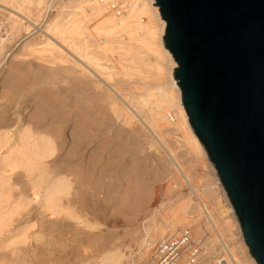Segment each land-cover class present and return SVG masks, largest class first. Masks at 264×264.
Masks as SVG:
<instances>
[{
	"label": "rangeland",
	"instance_id": "obj_1",
	"mask_svg": "<svg viewBox=\"0 0 264 264\" xmlns=\"http://www.w3.org/2000/svg\"><path fill=\"white\" fill-rule=\"evenodd\" d=\"M46 1L51 2L45 0L44 7ZM54 2V6L47 10L45 17H42V13L38 16L39 10L33 3L25 11H18L8 4H0V18L5 19L9 25L11 24L13 36V42L10 43V48L5 52L3 51V55L1 54L0 62L3 59L7 60L15 56V60H12L13 64L18 65L21 63L19 67L24 66V64L26 67L22 68L28 67L25 70L21 68V74L24 77H21L19 89L16 93L12 92L6 83L2 94H0V113L2 111L0 114V116L2 115L0 117V264H143L144 261L146 262V259L141 260V256L143 255L144 258L146 254L143 242L146 238L144 230L146 224L161 219L163 209L160 206L163 203L175 205L188 199H190L188 205L191 206L190 214L184 219L186 225L182 226L185 227L179 229L189 228L194 234L201 232V235H206L210 230L209 233H211L212 238L210 237L209 241L212 242V245L214 243V248L211 247V250L214 249L218 253L220 239L217 233L211 230L213 228L207 222V214L203 213L204 209L202 211L195 193L193 194L190 186L184 183L177 172V174L173 172L174 165L169 161L171 159L169 152L165 153L158 142L154 141L155 136L145 129L144 135L142 134L143 139L153 140L152 142L158 146V149L155 146L156 148L149 151L147 145L138 148L132 145L133 150L131 151V148L128 147V145H131V140H128L127 132L120 130V127L123 126L122 120L116 119L114 116V119H112V111L108 103L103 99H99L96 95L113 90L115 91L113 95L115 97L118 95L116 100H119V106L124 107L122 106L123 96L134 94L135 97L137 93L141 94L146 89L145 84H148L152 89L158 87L160 91L171 94L169 64L166 65V60H163L162 64L160 61L162 69L156 70L154 64L156 57L150 53L148 59L151 61L152 71L149 70L145 74L148 78L143 80L144 82L140 83L137 77L134 78L139 80H136V82L129 78V81L126 80L121 75L122 73L120 74L121 71L119 70L121 69L119 67L118 76L121 75L124 78L115 76L113 83L107 81L105 75L115 73L113 70H109L110 67L119 66L113 61L112 56L111 59L110 56H107L105 60H102L103 70H94L85 62L84 57L77 52L79 50L75 49L71 41H65L61 35L46 29V26L53 20L60 19L67 15L69 11H72V8L63 9V16L58 17L61 9L66 6L67 0H54ZM10 16L15 18L17 23L22 24L17 32L14 30L12 21L9 22ZM150 18L156 22L155 17ZM155 22L154 24L152 22L153 27L157 26ZM72 38L81 41L85 39L89 46H97L94 37L89 36L87 32L82 33L79 37ZM156 39L158 42V38ZM136 44L137 42H134V45ZM113 45L118 47V41L116 40ZM136 46H139V43ZM40 47L44 48L46 52L28 54L27 49ZM115 51L117 52V50ZM38 73L43 74L44 77L47 75L46 78L51 80L48 81L42 78L43 75L40 74L39 77ZM52 75H54L53 78H49ZM38 77L40 78L39 81ZM41 78L44 79L42 81L47 80L46 83L42 82ZM116 79L119 82H116ZM131 83L133 85L139 83L137 85L138 90L141 89L142 91L132 93L134 87H130ZM140 86L141 88H139ZM119 87L124 90L118 89ZM126 87L131 88L129 89L131 93H129L130 91L126 93ZM136 87L134 91L137 90ZM94 94L95 96H93ZM90 98L96 99L92 100ZM120 99L123 100L120 102ZM92 103L94 108H102L94 109ZM85 104L89 106L90 113L94 115V117L87 119V125H91V134L95 137L94 145L91 147L96 148L103 141L105 142L104 147L109 148L100 152L103 153L102 164H97L95 169L88 163L87 158L90 155H81L80 151L74 150L75 155H73L74 153L71 155L76 157L80 155L82 158L79 156L78 158H69L71 161L68 159V162L67 159L65 160L69 138L71 132H73V123L78 120L80 114L82 117L84 116L82 109H84ZM53 105L57 107L56 110L54 106L55 112L53 111ZM171 105L172 103L166 104L164 110L175 112L176 108H170ZM24 107H28L27 109L30 112L26 115L19 114ZM4 108H6V111ZM48 110L53 112L51 113ZM77 113L80 114L77 116ZM59 114L60 116L69 117H67L68 122L66 123L68 125L65 127L62 124L60 126ZM38 117L43 119L41 120ZM29 118L31 121L32 119L33 121L38 119L35 122L37 123L36 126L33 121V123L30 122ZM136 123L138 124V122H135V127ZM110 124L111 127H108ZM115 127L122 132L117 137L113 134V131H118L115 130L117 129ZM137 127L141 128V125L138 124ZM166 132L168 133L165 134ZM188 136L182 125H179V128L177 125L169 127L164 132V139L174 149L178 160H180L179 163L184 166L183 169H186V172L188 171L189 176L191 175L192 184L198 188L199 194L203 195L204 203L208 204V210L216 218L214 222L217 224L216 228L225 240L224 242L228 244L230 249L233 248L234 254H239L237 257L242 261L241 264H253V261L249 259L251 255L245 252L246 250L240 244L236 223L231 218H223L224 216L220 215L219 202H223V199L219 193L220 191L213 189V184L216 182L214 174L217 175L216 169L214 168V172L210 168L208 163L210 160L205 161L200 154L193 151L189 152L190 147L186 141ZM60 141L61 143L66 142L67 145L63 146ZM125 142L129 144L126 145ZM58 144L62 146L59 147ZM114 146L119 147L121 150L119 151L117 148V151H115L116 147ZM120 146L126 149H122ZM145 147L148 149L147 151ZM24 151H27L31 156L33 153L35 156L36 153L30 164L25 163ZM137 154H139V158ZM132 156L138 158V160L136 158L135 160ZM118 159L119 163L117 165ZM108 160L109 162L112 161L111 164H107ZM166 161H169L170 168H167L169 165ZM86 162L88 167L90 165L87 168L89 172L84 169ZM73 166L79 168L80 171L71 168ZM163 166L167 169H163ZM160 169H163L162 172ZM84 171L87 174H83ZM96 171L99 175L96 174ZM89 173H92V176ZM103 173L105 174L103 175ZM110 173L113 174L110 176ZM174 174L181 179L178 176L177 179L180 180L174 179ZM105 175H107V178ZM113 175H116V177L114 178ZM174 180L179 183L183 182L179 185ZM113 183L114 185L118 184L117 189H115L116 187L113 188ZM136 183H139L140 187L146 190L145 195L137 197L127 195L131 188L137 186ZM216 196L221 199L219 198V201H216ZM139 197H142V199L137 202ZM133 205L138 210L133 211ZM198 224L203 228L200 232L194 229V225ZM152 247L150 248L152 249ZM217 253L214 255L215 258ZM148 254H151V250L150 253L147 251ZM214 256L212 259H214ZM202 261L203 259L199 264H203L204 261Z\"/></svg>",
	"mask_w": 264,
	"mask_h": 264
},
{
	"label": "water",
	"instance_id": "obj_2",
	"mask_svg": "<svg viewBox=\"0 0 264 264\" xmlns=\"http://www.w3.org/2000/svg\"><path fill=\"white\" fill-rule=\"evenodd\" d=\"M192 130L264 264V0H155Z\"/></svg>",
	"mask_w": 264,
	"mask_h": 264
},
{
	"label": "bare ground",
	"instance_id": "obj_3",
	"mask_svg": "<svg viewBox=\"0 0 264 264\" xmlns=\"http://www.w3.org/2000/svg\"><path fill=\"white\" fill-rule=\"evenodd\" d=\"M50 1H51L50 3L46 1L45 7L43 6L45 3V0H34V1L33 0H0V4H3V3L6 5L8 4L11 8L17 9L18 11H25L33 3L35 6H37V8L39 10L38 16L42 13L43 14L42 17H45L47 10L51 9L55 3L54 0H50ZM110 4H120L124 8V14L120 17L113 14V12L109 9ZM153 4H156L155 0H67L66 6H64L61 9L60 13L58 14V17L63 16V14H64L63 9L72 8V11H69V13H67V15L63 16L60 19L53 20L50 24H48L46 26V29L50 30L51 32H53L55 34L61 35L65 41H71V43L74 44L75 49L79 50L77 52L84 57L85 62L88 65H90V67H92V69H94V70H103L104 67L101 66L102 60H105L107 56H110V59H111V56H112L113 61H115L119 66L110 67V69L108 68L109 70H113V72H115V73L110 74V75H105V79L107 81H110V82H112L115 79V76H118L119 71H121L120 74L122 73L121 75L124 76L126 80L129 78V79H133L136 82V80L139 79L140 83L143 80H146L148 77L145 74L148 73L149 70L152 71L151 61L148 59V55H150V53L155 55V57H156L157 61L155 60V63H154L156 70H158V69L160 70V68L162 69L161 64H162L163 60L167 61L166 65L169 64L168 67H170L168 72L171 76V79H170V82H171L170 84H171V88H172L171 94L170 93L167 94V93H164V91H160V89L158 87L152 89L149 87L148 84H145L146 89H144L143 91L141 89H139L142 91V92L140 91L141 94L137 93L138 95L136 94L135 97L133 96L134 94L132 96H131V94H128L130 96H125V97L123 96L124 101H122L123 99L122 100L120 99V102L121 101L123 102L122 106H124V107L119 106V104H118L119 100L118 101L116 100L118 95L115 97L113 95V92H115V91H113V90H108L106 93H99L96 95L99 99H103L104 101H106L108 103L109 108L112 111V119H114L113 118V116H114L116 119L122 120L123 126L120 127L121 128L120 130L122 132H127L128 140L129 139L131 140V142H130L131 145H128L129 143L127 144L126 142L124 144L128 145L129 149L131 148V151L133 150L132 145H134V147H136V148L143 147L144 145H147L146 147L149 149V151L153 148H156L155 146H157V145H155V143L152 142L153 140L149 141V139L148 140L143 139V135L145 133L144 131L146 130L148 133L155 136L157 141H156V139L154 141L158 142L160 148H162L165 153L167 151L169 152V154L171 155V159H169V161L173 163L172 165H174L173 166L174 167L173 172H175V174L178 173V175L183 179L184 183L187 186H190L193 194L195 193V195L199 201V204L202 208V211L204 209L203 213L205 212L207 214V217H208L207 222L210 225V227L213 228L211 230H214L217 233L218 238L220 239L221 234H220L219 230H217V228H216L217 224H215V222H214V219H216V218L213 215H211V213H210L211 211L208 210V208H207V207H209V206H207L208 204L204 203L203 195L202 194L200 195L198 192V188L192 184L191 177H190L191 175L189 176L188 171L186 172V169L185 170L183 169L184 166H181V164L179 163L180 160H178V157H177L176 153L174 152V149L172 147H170L169 142H167L164 139V132L167 131V129H169V127H172V126L175 127L177 125V127L179 128V125H182L184 130L189 135L188 139L186 138V141L188 142L187 145L189 144L188 146L191 149L190 150L188 148L189 152L193 151L194 153H198L201 156H203V158H204L203 160L209 161L208 155H207L204 147L202 146L199 139L197 138V136L195 135L194 131L191 128V125L188 121V116L186 114L185 108L180 102L181 101V91H180V89H178V86H176L177 80H175L173 78V71L177 67V63L175 62V60L172 57V54L169 52V50L165 48V46L163 44V40H162V38L165 34L166 22L163 19H161L159 7L156 5H153ZM61 12H63V13L61 14ZM152 16L155 17L156 22H155V20H152L150 18ZM10 21H12L11 23L13 24V26L15 28L14 30L17 32L19 30V28H21L20 26L22 24L17 23L15 18H13L11 16H10L9 22ZM152 22H153V24L155 22L157 26L153 27ZM84 32H87V34H89V36L94 37V40H95L97 46H95V47L89 46L86 43L85 39H83L81 41V40H75L72 38V37H79ZM156 38H158V42L156 41L157 40ZM116 40L118 41V44H119L118 47L113 45ZM134 42H137V44L139 43V46H136L137 44L134 45ZM5 50L7 51L8 49H6V48L0 49V56L3 55L2 53H3V51L5 52ZM115 50H117V52ZM27 51H28V54H30V55H31V53L32 54H34V53L35 54H41V53L46 52V50L42 47L37 48V49H27ZM96 51H98V52H96ZM13 58H11V59L8 58L7 60L3 59V61L0 62V94H2L3 88L6 86L5 85L6 83H7V85H9V89L12 92L16 93V91L19 89V84H20V81L22 79L21 77H24L21 74V72H22L21 68L26 67L25 64H24V66L22 65V67H19V65L21 63H19L18 65L13 64L12 60H15L16 57L13 56ZM160 61H161V64H160ZM118 67L121 70L118 71ZM27 68H22V69L25 70ZM24 70H23V74L25 73ZM151 71H150V73H151ZM39 74L43 75L41 73H38L37 75L39 77H40ZM121 75H119V76H121ZM46 76L44 77V75H43L41 77L50 81L51 79L49 80L48 78H46ZM53 76L54 75H52V77L49 76V78H53ZM124 77H122V78H124ZM135 77H137V79H134ZM42 78H41V81L44 80ZM129 79H128V81H129ZM39 80H40V78L38 79V81ZM47 80H45V81H47ZM118 80H119V78H118ZM118 80L116 82H119ZM139 80H137V81H139ZM45 81H42V82H45ZM61 81H62V79H61ZM137 85L132 84L130 87L132 88V86H133L135 88ZM130 87H129V89H131ZM134 88H133L132 93H134V92L136 93L139 91L138 86L136 87L137 88L136 91H134L135 90ZM139 88H141V86ZM112 89H114V88H112ZM115 89H116V87H115ZM118 89L124 90V89H122V87H119ZM118 89H117V91H118ZM125 89H127L126 93H128V91H130L129 93H131V90H129L128 87H126ZM121 90H119V92L123 93V91H121ZM17 94H18V92H17ZM119 95H120V93H119ZM93 96H95V94ZM36 98H38V97H36ZM41 98L43 99L44 97H41ZM90 99H92V98H90ZM93 99H96V98H93ZM92 100H91V102H92ZM88 101H89V98H88ZM44 102H42V103H44ZM173 102H174V104H173ZM100 103L102 104V102H100ZM169 103H172L170 108H176L175 112L164 110L165 105L169 104ZM86 105L87 104H85L84 109H82L84 116L82 117L80 114L82 111L79 113L80 115L77 113V116L79 115L80 116L79 118H81V117L82 118L80 120L78 118V120L74 121V123H73L74 124L73 125V132H71L72 134L69 138L68 152H67V154H65L66 155L65 160L67 159L66 161L68 162L69 158L76 157V156H73V155H75L74 150L80 151L81 155H83V154H89L90 155V157L88 156L89 158H87L88 163H90V165H92L91 167L93 169H95V166L97 164H100V163L102 164L101 161L103 159L102 158L103 153L101 154L100 152H103L102 151L103 149H109V148L104 147L105 142H103V141L101 142L100 145H98V147H96V148L91 147L94 145V142H95L94 138L95 137L91 134V130H90L91 125L90 124L87 125V119L94 117V115L92 113H90V111L88 109L89 106H86ZM93 105L94 104L92 103V107L94 108ZM104 105H106V104L104 103ZM54 106L55 105H53V111L55 110ZM56 106H57V104H56ZM56 106H55V108L57 110ZM60 106L62 107V105H60ZM104 107H106V106H104ZM27 108L24 107L22 109V112H20L19 114H21V115L28 114V112H30V110H28ZM101 108H94V109H101ZM5 109L6 108H4V110ZM58 109H59V107H58ZM80 110H81V108H80ZM53 111L51 110L49 112L52 113ZM36 112H38V111H36ZM1 113H2V111H1ZM83 113H82V115H83ZM4 114H7V113H4ZM45 116L47 117L46 114H45ZM45 116H42V117H45ZM48 116H49V114H48ZM59 116H60V114H59ZM67 117H64V115H62L58 118L59 122H60V126L63 125L65 127L66 125H68V124H66L68 122ZM33 118H35V117L33 116ZM39 119H41V118H39ZM29 120H30V118H29ZM32 121H33V119H32ZM32 121L30 120V122H32ZM36 121H38V119ZM36 121H33L34 125L37 124V123H35ZM114 122H115V120H114ZM135 122H138V124L141 125V128L137 127L138 126L137 123H136V127H135ZM38 124H40V123H38ZM49 126H50V124H49ZM108 127H111V124ZM117 127H115V128H117ZM115 130H118V128ZM122 132H120L119 130L116 132L113 131V134H115V137H117V135L118 136L121 135L120 133H122ZM167 133L168 132H166L165 134H167ZM115 139H118V138H115ZM125 139H127V137H125ZM124 140H119V141H124ZM125 141H127V140H125ZM115 142H116V140H115ZM60 143H61V141H60ZM65 143L66 142L61 143V144H63V146H65V145H67V143L66 144ZM116 143H115V145H116ZM170 143L173 144L172 142H170ZM124 144H122V145H124ZM60 145H59V147H60ZM114 147H116V146H114ZM120 147H122V149L125 148L123 146H120ZM128 147H127V149H128ZM146 147H145V149L147 151L148 149ZM91 148H92V150H91ZM117 148L119 149V151L121 150L119 147H116L115 151H117ZM156 149H158V146ZM115 151H113V152H115ZM124 152H126V154H127L126 150ZM120 153H122V152H120ZM177 153H178V151H177ZM71 154H73V155H71ZM139 154H137L138 158H139ZM121 155H120V157H121ZM33 156H34V153L31 156V154H29L27 151H24L25 163L30 164V161H31ZM35 156H36V153H35ZM116 156H115L116 159H117V157L119 158V156H117V157ZM124 156H125V153H124ZM133 156H135V155H133ZM78 157H76V158H78ZM133 158L135 159L136 157H133ZM138 158H136V159L138 160ZM169 161H166V163L168 162V165H169ZM111 162L112 161L109 162V160H108L107 164H111ZM78 163L80 165L79 161H78ZM118 163H119V159H118V162L116 164L118 165ZM208 163L210 164L209 165L210 168L215 172V169H214L215 167L213 166V164L210 161ZM86 164H87V162L85 163V165ZM90 165H89V167H90ZM168 165L166 164V166H168ZM74 166L71 168H74ZM82 166H84V165L82 164ZM103 166H105V165L103 164ZM89 167H88V165H86V166H84V169H86V171L89 172V170L87 169ZM108 167H109V165H108ZM167 168H170V165ZM167 168H164V166H163V169H167ZM74 169H78V171H80L79 168L75 167ZM175 169H176V171H175ZM162 170H161V172H162ZM171 170H172V168H171ZM86 171H84L83 174H85ZM92 171H90V172H92ZM166 171H168V170H166ZM166 171H165V173H166ZM92 173H89V175H91ZM115 173H117V172L115 171ZM169 173H170V170H169ZM171 173H172V171H171ZM96 174H98L97 171H96ZM104 174L105 173H103V175ZM112 174L110 173V176ZM126 174H128V173H126ZM157 174H158V172H157ZM214 174L216 176V179H215L216 182H215V184H213V189H218L220 191L219 193L223 199V202H219V207H220L219 211H221L220 215L224 216L223 218H227V219L231 218L233 220V222L236 223L238 234H239L238 236H240V242H241L240 244H242V247H244V249L246 250V251L245 250L244 251L247 252L248 254H250L249 249H248V247L244 241L242 231L240 228V224H239L238 219L235 215V212L231 206V203H230L229 198L225 192V189H224L219 177L216 175V173H214ZM100 175H101V173H100ZM105 176L107 178V175H105ZM118 176H119V174H118ZM177 176L175 175V177H174L172 175V177H174V179H177ZM113 177L115 178L116 175L115 176L113 175ZM121 178H119V179H121ZM179 178L177 180L181 179V178L180 179ZM175 181L176 180H174V182ZM183 181H181L180 183H182ZM174 182H172V183H174ZM177 183L180 185L179 182H177ZM107 185H109V184H107ZM136 185H137L136 187H133L128 191L127 195L135 196V197L145 195L146 190L143 187H140L139 183H136ZM110 186H112V184H110ZM113 186H114L113 188H115L116 186L118 187V184L114 185V183H113ZM64 187H66V185H64ZM117 187L115 189H117ZM217 197L218 196H216L215 200L217 199L216 201H219L218 199L220 197H218V198ZM141 199H142V197H139L137 199V202L141 201ZM189 203H190V199L186 200L185 202L184 201L178 202L175 205H169L167 203H163L160 206V208L163 209L161 219L159 221H152L148 225L146 224V226L144 228V230L146 232V236H145L146 238L143 240L145 248H146V254H145L146 257L144 256V258H143V255L141 256V260L146 259V262L144 261L143 264H152L150 261V255L149 254L147 255V251L150 253V250H152L150 248L151 246H154L157 242L162 240L167 235L178 230L179 228L185 227L182 225H186V224H184L185 223L184 219H185V217H187L190 214L191 206L188 205ZM132 207L134 208L135 205H133ZM217 207H218V205H217ZM134 210H138V208H134L133 211ZM153 216H155V214H153ZM228 225H230V224H228ZM194 226H195L194 229H196L197 232L198 231L200 232L201 230H203V228L200 227L199 224L194 225ZM219 226H220V224L218 225V227ZM209 232H210V230H209ZM209 232L207 233L208 235L206 234V236H208L207 237L208 241H209V238L211 237V235H210L211 233H209ZM198 234L201 235V232L196 233V235H198ZM236 235H234V236H236ZM212 240H214V239H212ZM210 244H211V247L214 248V243L212 245V242H210ZM211 247L209 248L208 252L203 257V261H204V262L202 261L203 264H212V263L217 264L216 258L214 256V255H216L217 252L214 249L211 250L212 249ZM227 249H228L229 253L232 254V257L236 260L237 264H241L242 261L239 260V258L237 257V255H239V254L238 253L234 254V252L232 251L233 248L230 249V247H228ZM213 256H214V259H212ZM249 259H251L253 261V264H257L252 256ZM179 264H182V262H180ZM183 264H184V262H183Z\"/></svg>",
	"mask_w": 264,
	"mask_h": 264
},
{
	"label": "built area",
	"instance_id": "obj_4",
	"mask_svg": "<svg viewBox=\"0 0 264 264\" xmlns=\"http://www.w3.org/2000/svg\"><path fill=\"white\" fill-rule=\"evenodd\" d=\"M109 9L118 17L124 14V8L120 4H110ZM12 42L11 27L5 19L0 18V49H9ZM224 241L221 237L217 264H237ZM210 247L206 235H196L189 228L178 229L153 246L150 261L152 264H198Z\"/></svg>",
	"mask_w": 264,
	"mask_h": 264
}]
</instances>
